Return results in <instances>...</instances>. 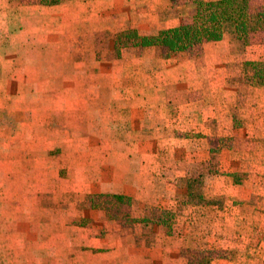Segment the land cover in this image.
I'll use <instances>...</instances> for the list:
<instances>
[{"label": "crops", "instance_id": "0c3cea01", "mask_svg": "<svg viewBox=\"0 0 264 264\" xmlns=\"http://www.w3.org/2000/svg\"><path fill=\"white\" fill-rule=\"evenodd\" d=\"M195 8L0 0V264H264V44L139 38Z\"/></svg>", "mask_w": 264, "mask_h": 264}, {"label": "trees", "instance_id": "16d2710c", "mask_svg": "<svg viewBox=\"0 0 264 264\" xmlns=\"http://www.w3.org/2000/svg\"><path fill=\"white\" fill-rule=\"evenodd\" d=\"M22 4L53 5L59 0H19ZM197 5L191 23L157 34L139 37L143 45L164 48L165 55L191 52L203 41L219 46H232V52H243L251 36H264V0L256 5L253 0H216L203 2L193 0ZM256 84L264 85V62L246 64ZM91 206L101 209L112 219L130 220L122 208L129 206L124 196L94 197Z\"/></svg>", "mask_w": 264, "mask_h": 264}, {"label": "rangeland", "instance_id": "374dc122", "mask_svg": "<svg viewBox=\"0 0 264 264\" xmlns=\"http://www.w3.org/2000/svg\"><path fill=\"white\" fill-rule=\"evenodd\" d=\"M253 2L256 4V5H259V4H262L263 3V0H253ZM196 7H197V5H196ZM195 12H196V8H195ZM191 23V22H190ZM189 23V24H190ZM188 25V24H187ZM251 40H254V41H256V43H259V44H264V36L261 34L260 36H251V39H250V41ZM130 217V216H129ZM160 217H163L164 219H167V220H169V218H170V214H165V213H162V215H160ZM158 218V215H157V213H154V216H152V219L153 220H156ZM130 220H131V218H130ZM134 219H132L131 220V222L133 221ZM127 222L129 221V220H126ZM130 222V221H129Z\"/></svg>", "mask_w": 264, "mask_h": 264}]
</instances>
